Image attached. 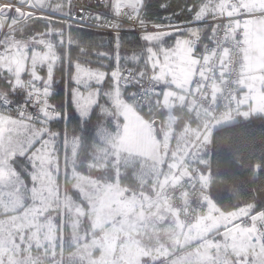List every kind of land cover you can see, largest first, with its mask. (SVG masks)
<instances>
[{"label": "rangeland", "instance_id": "obj_1", "mask_svg": "<svg viewBox=\"0 0 264 264\" xmlns=\"http://www.w3.org/2000/svg\"><path fill=\"white\" fill-rule=\"evenodd\" d=\"M33 1L39 9H43L52 16L53 14L59 16L68 14L69 4L67 1L61 3L57 0L55 3L53 2L54 7H46L37 3L36 0ZM127 1L128 3L123 2L124 5L131 4V0ZM221 1L203 0L201 9L195 16L196 21H192V23L207 21L222 14H243H233L239 12L234 8H231L233 11L230 12H219L216 9L222 6ZM234 4L243 5V0H235ZM63 7L67 10L65 13H62ZM234 7L236 6L234 5ZM213 8L214 10H212ZM36 21L46 24L47 29L32 36H18L20 31L18 29ZM52 22L61 23L64 28L54 29L51 26ZM167 25H172V23ZM69 27L81 28L65 24L53 17H39L6 32L3 37L6 47L3 54L0 55V78L11 86L27 79L53 86V76L60 64L58 50L71 49V28ZM1 31L0 24V35ZM205 31V27H192L179 32L145 35L140 39L145 45L142 53L127 58L115 56V72H120L128 62L143 61L142 68L139 70L142 79L147 72L154 75L156 73L154 70L161 71L166 62V71L172 72L169 75L182 72L184 77L187 80L191 79L192 82V72L188 73L186 66L183 65L187 64L190 59L192 44L197 43L199 36ZM178 53H181L184 58L183 65L173 64ZM196 57L191 59L192 63H195ZM76 65L75 78H83L89 72H104L88 69V66ZM112 73L109 75L106 90L109 95L117 96L122 94L123 90L118 87L116 76L113 77ZM155 78L167 80L162 75L155 76ZM84 83L87 84L88 81H84ZM95 85L101 84L93 77L92 89L84 93L85 98L81 99L80 93H77L76 99L79 103L89 99L95 104L98 94V91L93 88ZM176 85L178 87L179 83ZM126 95L130 96V93L127 92ZM110 97L112 99L111 95ZM237 121H219L218 123L231 124ZM164 123L163 121L164 134L161 136L160 131V137L157 138L156 134L155 136L160 148L166 149L165 156L168 154L167 156L170 158L183 159L186 152L194 151L198 146L202 154L201 161L208 158L210 161L211 132L207 134L205 140L197 141L198 135L201 133L199 126L186 125L187 131L199 132L196 138L190 142L186 138L185 132H182L183 128L178 130L173 123ZM93 146L91 160L88 162L90 166L93 158ZM79 147L80 142L77 138L74 136L62 138L57 132L51 131V125L32 126L22 121L0 116V264H219L223 254L226 253H232L239 258L242 256L245 258V264H264V238L255 235L254 222L256 219L251 218L247 213L250 207L228 214H211L208 224L204 221L199 223L209 226V229L215 227L224 231L225 233L222 232L221 236L225 242L236 238L237 232L245 236L250 235L251 242H257L258 246H251V248L214 246V242L206 240V236L199 238L201 242L193 244L196 240L191 237L190 231L192 232L191 228L194 226L185 227L174 209L170 207L168 209L167 205L161 204L160 188L141 187L140 191L142 192L151 190V196L145 194L151 197V201L140 205L145 208L141 209L137 216L136 214L129 215L136 219L141 215L142 219L144 214H148V222L146 221L144 225L149 224L151 230H132L133 234L122 232L118 223L125 226V218L128 217L126 212L135 204L125 203L126 197H121L119 199L123 203L119 201L113 205L115 210L116 208L119 210V206L122 207L123 212L119 215L115 214L120 217L107 220L110 226L97 230L100 232L98 237L91 235L94 230H91V234L88 233L89 230L83 226L89 224L84 223V219L77 217L79 215L77 210H82L83 202L76 190L79 189L82 193L84 190L83 187L73 185L74 179L90 178L82 176L75 170ZM168 166L169 164L166 165V171H168ZM136 188L139 189L140 185ZM136 188L127 187L126 190L134 193ZM237 214L244 216L239 217ZM123 215L125 218L121 217ZM244 219H249V228L235 229L233 222L238 220L241 222ZM66 228L67 235H65ZM135 228L138 230V226ZM161 231L167 232L166 234L170 231L165 242H159L156 239ZM211 252H215L214 258L210 257Z\"/></svg>", "mask_w": 264, "mask_h": 264}, {"label": "crops", "instance_id": "obj_2", "mask_svg": "<svg viewBox=\"0 0 264 264\" xmlns=\"http://www.w3.org/2000/svg\"><path fill=\"white\" fill-rule=\"evenodd\" d=\"M56 1L57 0H36L37 3L46 7H54L53 2L55 3ZM234 1L235 0H222V6H220V8L217 7L216 10L219 12H230L233 11L231 8H234L239 12L233 14L247 13L252 15L251 19L247 22L248 48L246 50L245 61L246 74L242 76L243 91L239 98V121H248L253 117L264 118V0H243V5L234 4ZM123 2L128 3L127 0H108L106 6L109 11L114 12L117 5L124 4ZM130 3L132 6L142 7L141 0H131ZM201 4H203V0H196L197 11L193 15L192 21H196L195 16L199 9H201ZM217 4L214 5L216 6ZM234 5L236 7H234ZM212 10H214V8ZM192 46L189 55L190 59L187 64L183 65L184 58L181 53H178L177 58H174L175 61L173 62L174 65L186 66V71L188 73H190V71L192 72L193 63L191 59L196 57L198 51L197 43H193ZM166 65L167 63L165 62V66ZM165 66L162 67L161 71L154 70V72H156L154 75L157 77L161 75L164 76L168 81L169 87L163 90L161 95L148 106L150 110H162L165 112L166 119L164 120V124L173 123L176 129L180 124L178 129L183 128L182 132H185V136H187L186 138L189 139L190 142L196 138L199 132L201 133L198 135L197 141H203L206 139L208 133L211 132L212 136L215 130L228 125L226 122H212L206 112L199 108H191L183 96L175 94L173 91L175 88L180 90L188 89L191 79L187 80L182 72H176L175 75L171 74V76L169 74L172 72L168 73ZM75 68H77L76 64L74 65V71L71 77L72 84L73 79H76L74 77L76 73ZM88 69L92 68L88 67ZM118 73L117 71L115 75L116 80ZM137 78L141 79V73H139V71L137 72ZM177 83H179L178 87L176 85ZM107 84L108 77L103 80L101 85H95L93 87L98 91L95 104L89 99L83 100L80 103L74 102L72 95L73 88L71 90L72 104L77 116L81 120H86L94 107L98 106L99 108L98 112L101 117V123L95 133L93 158L91 166H89L96 170L110 169L117 178L124 176L131 177L133 179V184L136 183L137 186L140 185V188L146 186L151 189L160 188L161 204L166 206L163 199V192L168 185L175 181L177 170L183 168L187 164L206 168L210 162L209 158L201 161L202 154L198 146L195 147L194 151L190 150L189 153L186 152L183 159L170 158L167 156L168 154L165 156L166 149L160 148L158 139L155 136V127L153 125L155 120L150 122L143 118L131 105L130 101L123 96L124 92L117 96L110 94L112 96L111 99L106 90ZM91 89L92 87L88 88L84 93H87ZM162 125L163 124L158 121L161 136L164 134ZM186 125L199 126L200 131L198 133L187 131L185 129ZM168 132L170 133V131ZM167 164H169L168 171H166ZM73 185L83 187V193L79 189L76 190L83 202L82 210H77V214H79L77 217L84 219V223L89 224L88 226H86V224L83 226L87 228L86 230H89L88 233L91 234V230H94L91 235L98 237L100 232L97 230L110 226L107 220L120 217L118 215L123 212L122 207L119 206V210L117 208L115 210L113 209V205L116 202L122 201L119 199L121 197H126V201L124 200L125 203L129 202L135 204L126 212V216L128 217L125 218L124 215L121 216L126 219L124 227L118 223V226L123 230L122 232L133 234L132 230H151L149 224L144 225L146 221L148 222V214H144L142 219L141 215L138 219L129 217L130 214H136L137 216L141 209L145 208L140 205L150 203L151 197L147 196L148 194L151 196L152 192L150 189L145 192L139 190L133 193L117 183L106 184L97 179L84 177L74 179ZM166 207L168 208V206ZM162 209L165 210L163 207ZM248 210V216L258 221H264L262 215L256 214L251 216V209L249 208ZM117 213L118 215L116 216L115 214ZM237 215L239 217L244 216L240 214ZM137 226L138 230L135 228ZM208 227L209 226H203V224H198L191 228L192 232L190 231V235L196 240L193 244L201 242L199 238L206 236V240L213 241L214 246H242L243 248L258 246L257 242H251L250 235L245 236L237 232L236 238L230 242H225L223 241V236H221L222 232L225 233L224 231L216 229L215 227H212L213 229H209ZM206 229H208V231H206L207 233L205 232ZM166 233L161 231V234H159L156 239L159 242L167 241V236L170 235V231L168 234ZM247 251L249 252V249H247Z\"/></svg>", "mask_w": 264, "mask_h": 264}, {"label": "built area", "instance_id": "obj_3", "mask_svg": "<svg viewBox=\"0 0 264 264\" xmlns=\"http://www.w3.org/2000/svg\"><path fill=\"white\" fill-rule=\"evenodd\" d=\"M58 1L68 2L66 16H52L39 9L33 0H0V55L6 47L3 41L6 32L39 17H53L65 24L104 34L133 35L139 40L145 35L205 27L208 41L199 49L193 63L191 85L186 90L175 88L173 91L183 96L191 108L206 112L212 122L240 119L239 98L243 91L242 76L246 74L248 48L246 20L252 15L222 14L196 24L181 22L172 24V27L168 23H155L162 26L157 28L153 23L141 22L138 7L119 4L111 12L106 6L108 0ZM46 85L30 79L21 80L12 86L9 93H0V116L32 126H48L56 122L61 117V111L51 103V96L47 98L49 103L44 104ZM117 85L121 89L131 90L130 101L137 109L148 106L164 88L169 87L167 80L156 79L150 72L138 79L132 67H125L118 73ZM209 187L208 173L200 166L187 164L177 170L175 181L165 188L164 202L177 212L185 227H193L202 221L208 223L211 214L219 215L210 199ZM239 221L233 222L235 229L249 228V219ZM254 229L257 237L264 238V222L256 220ZM214 254L211 252L209 255L214 258ZM240 257L226 253L219 264H245V258Z\"/></svg>", "mask_w": 264, "mask_h": 264}, {"label": "trees", "instance_id": "obj_4", "mask_svg": "<svg viewBox=\"0 0 264 264\" xmlns=\"http://www.w3.org/2000/svg\"><path fill=\"white\" fill-rule=\"evenodd\" d=\"M141 2L140 20L145 23L191 22L197 11L196 0H141ZM162 4H167L168 7L162 8ZM66 11L63 7L62 13ZM164 17L170 19L166 20ZM51 26L54 29L64 28L63 24L56 22H52ZM46 29V24L36 21L18 29L20 31L17 33L18 36L27 37L41 33ZM119 38L121 45L118 55L123 58L138 55L145 48L144 43L133 35H119ZM70 39L72 41L71 49L58 50L60 64L53 76L55 91L50 100L61 111V117L50 124L51 131L57 132L62 138L74 136L79 140L80 147L75 168L77 173L106 184L117 183L124 188L134 189L137 185L133 184L131 177L117 178L110 169L95 170L88 165L95 142V133L101 123L99 108L98 106L94 107L90 116L86 120H81L76 114L71 99L73 88L71 77L75 64L103 70L108 73V78L116 70L114 58L117 53L113 48L114 36L72 27ZM207 41L208 31L206 30L197 40L198 51ZM97 52L111 54L113 58L111 60L103 59L95 55ZM142 63L143 61L128 62L125 67H132L137 73L142 68ZM66 85L67 93L65 92ZM11 88V84L0 78V93H9ZM122 90L125 98L130 101L131 97L126 93L131 94V90ZM159 96L160 94L153 98L149 105ZM148 106L135 109L147 121L158 120L162 124L166 118L165 112L150 110ZM179 126L180 124L178 128ZM211 137L210 162L203 170L209 175V195L218 213L228 214L250 207L251 216L259 214L264 217V118L253 117L248 121L241 120L228 124L215 130ZM65 231V235H67V228Z\"/></svg>", "mask_w": 264, "mask_h": 264}, {"label": "snow or ice", "instance_id": "obj_5", "mask_svg": "<svg viewBox=\"0 0 264 264\" xmlns=\"http://www.w3.org/2000/svg\"><path fill=\"white\" fill-rule=\"evenodd\" d=\"M161 7L166 8V7H168V5L162 4ZM164 19L168 20L170 18L164 17ZM152 23H153L154 27H157V28L162 27L161 25L155 24V22H152ZM169 27H172V25H169ZM120 45H121V40H120L119 36L114 37L113 48H114L115 52L117 53V57H118ZM85 52H86V50H85ZM95 55L102 57L103 59L111 60L113 58L111 54L104 53V52H97V53H95ZM127 62L128 61L126 60V63ZM115 75H116V72L113 71L112 76L115 77ZM107 76H108V73H105V72H98V73L89 72L83 78L78 77L76 79H73L72 95H73L74 102L79 103V101L76 99L78 92L80 93L81 99L85 98L84 97V91H86L88 88L91 87V84L93 82V77H95L102 84L103 80L106 79ZM84 81H88V83L85 84ZM54 91H55V89L52 85H46V90L44 92V96L46 99L44 101V104L49 103L47 98L50 97L52 94H54ZM65 92L67 93V85L65 86ZM27 99L28 98L26 97V101H27ZM24 107L25 108L27 107V103H25ZM41 111H43V109H41ZM45 115H46V113H45Z\"/></svg>", "mask_w": 264, "mask_h": 264}, {"label": "water", "instance_id": "obj_6", "mask_svg": "<svg viewBox=\"0 0 264 264\" xmlns=\"http://www.w3.org/2000/svg\"><path fill=\"white\" fill-rule=\"evenodd\" d=\"M153 125H154V127H155V134H156L157 138H159V137H160V129H159V126H158V121L155 120V121L153 122Z\"/></svg>", "mask_w": 264, "mask_h": 264}]
</instances>
